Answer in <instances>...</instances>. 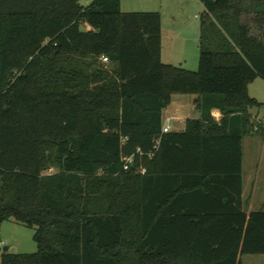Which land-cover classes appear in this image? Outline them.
Returning a JSON list of instances; mask_svg holds the SVG:
<instances>
[{"label": "trees", "instance_id": "trees-1", "mask_svg": "<svg viewBox=\"0 0 264 264\" xmlns=\"http://www.w3.org/2000/svg\"><path fill=\"white\" fill-rule=\"evenodd\" d=\"M198 2L189 72L161 63L158 13H122L119 0H0V223L32 229L36 245L0 246V264L264 255V211L247 215L241 199V140L264 107L247 93L264 81V0ZM174 95L194 96L199 118L162 134Z\"/></svg>", "mask_w": 264, "mask_h": 264}, {"label": "rangeland", "instance_id": "rangeland-1", "mask_svg": "<svg viewBox=\"0 0 264 264\" xmlns=\"http://www.w3.org/2000/svg\"><path fill=\"white\" fill-rule=\"evenodd\" d=\"M91 0H80V5L86 7ZM122 13H158L161 20L162 50L165 56H174V49L183 44L188 38L198 42L199 17L202 15L201 5L197 0H119ZM244 20V19H243ZM178 44V45H177ZM172 56V57H173ZM167 59V58H164ZM198 51L187 58L186 66L197 69ZM175 61V60H173ZM107 64V63H103ZM181 65V69H188ZM179 67V66H177ZM252 97H256L264 103V83L257 81L249 87ZM259 119H264V107L254 110ZM260 126H262L260 124ZM243 151V177L250 171L256 179L257 186L254 191L256 196L251 204L253 211H264V138L260 134H252L242 138ZM140 170V169H139ZM53 173L49 170L47 174ZM250 183L245 187V197L249 199ZM249 192V193H248ZM259 203V204H258ZM34 231L13 221L0 223V246L7 248L10 254H33L36 252V245L32 240ZM264 262V255L242 256L240 264H259Z\"/></svg>", "mask_w": 264, "mask_h": 264}, {"label": "crops", "instance_id": "crops-1", "mask_svg": "<svg viewBox=\"0 0 264 264\" xmlns=\"http://www.w3.org/2000/svg\"><path fill=\"white\" fill-rule=\"evenodd\" d=\"M200 7L202 8V14H203L204 9H203L202 5ZM161 27H162V25H161V20H160V60H161V63L163 65H169V66L176 67V68H180L181 65L187 64L186 63L187 58L189 56L192 57L196 49L198 51V42L194 39L188 38L187 40H185L183 42V44H181V45L177 44L178 46L173 51V52H175L174 56L172 55L173 57L171 55H170V57L169 56L167 57L163 54V50H162V46H161V42H162ZM164 58H167V59H164ZM173 60H175V61H173ZM197 62H198V60H197ZM177 66H179V67H177ZM186 68H188V69L187 70L183 69V70L189 71V72H190V70H194L193 69L194 67H192V66L190 67L187 65ZM191 72H193V71H191ZM257 81H262V80L257 78L255 81H253V83H255ZM262 82L264 83V81H262ZM253 83H251L247 87V93H248L250 98L255 99L259 104L264 105L263 102L256 99V97H252L250 95L249 87ZM195 99L196 98L194 96H186V95H181V96L180 95H174V96H172L169 106L165 110L162 111L161 126L168 124L171 128L170 132H182L184 130L185 122L187 120H197L199 118V114L196 112L195 106H194ZM254 110H258V109H254ZM254 110L250 111L251 122H253L255 124V128L258 127L257 125L260 126V124L262 126H264V119H262V120L259 119L257 114L254 113ZM210 117L213 118L216 122H218L221 119V114L217 110H212L210 112ZM262 126H260V128ZM252 134H260L264 138V133L261 132L260 129H258V131H256V132L250 133L248 135H252ZM248 135H246V136H248ZM241 149H242V140H241ZM242 160H243V151H242ZM246 176L247 177L245 179L243 177V165H242L241 166V177H242L241 199H242L243 210L248 215L255 208L251 204L254 201L252 198L256 196L254 189L257 186V184H256L257 180L254 179V176L252 175V173H250V171L246 173ZM248 183H250L249 186L251 188L249 190V192H250L249 199H247L248 197L247 198L245 197V193H246L245 187L247 186ZM260 202L264 203V200H260L259 203ZM259 264H264V262H260Z\"/></svg>", "mask_w": 264, "mask_h": 264}, {"label": "built area", "instance_id": "built-area-1", "mask_svg": "<svg viewBox=\"0 0 264 264\" xmlns=\"http://www.w3.org/2000/svg\"><path fill=\"white\" fill-rule=\"evenodd\" d=\"M101 61H102V63H107V59H105V58H102L101 59ZM171 131V128H170V126L168 125V124H165L164 126H161V133L162 134H167V133H169ZM257 131V128H254V132H256ZM125 142V140H123V142L122 143H124ZM157 146H158V142L156 141L155 142V144H154V146H153V150H156L157 149ZM139 156H141V153L137 150V152H136ZM151 156V154L149 155V157ZM121 162L123 163V170H127L128 169V167L131 165V163H132V157H126V158H122L121 159ZM139 173L140 174H143L144 173V171L141 169V170H139Z\"/></svg>", "mask_w": 264, "mask_h": 264}, {"label": "water", "instance_id": "water-1", "mask_svg": "<svg viewBox=\"0 0 264 264\" xmlns=\"http://www.w3.org/2000/svg\"><path fill=\"white\" fill-rule=\"evenodd\" d=\"M7 250H8L7 248H3V250H2V251H3V253H6V252H7Z\"/></svg>", "mask_w": 264, "mask_h": 264}]
</instances>
